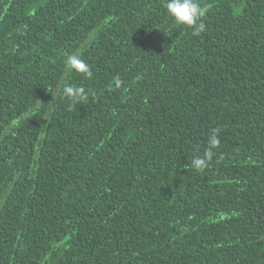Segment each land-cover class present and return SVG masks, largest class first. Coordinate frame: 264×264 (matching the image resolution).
<instances>
[{
  "label": "trees",
  "instance_id": "1",
  "mask_svg": "<svg viewBox=\"0 0 264 264\" xmlns=\"http://www.w3.org/2000/svg\"><path fill=\"white\" fill-rule=\"evenodd\" d=\"M200 3L196 36L166 0H0V264H264V0Z\"/></svg>",
  "mask_w": 264,
  "mask_h": 264
},
{
  "label": "clouds",
  "instance_id": "2",
  "mask_svg": "<svg viewBox=\"0 0 264 264\" xmlns=\"http://www.w3.org/2000/svg\"><path fill=\"white\" fill-rule=\"evenodd\" d=\"M165 7L167 14L174 22L192 29L193 35L199 36L205 31L206 24L203 22V19L210 6L202 5L200 0H166ZM64 63L70 72H76L89 79L93 76L90 66L79 55L67 56ZM63 95L73 105L82 103L88 99V93L84 87L65 86L63 88ZM213 131L214 135L209 139L208 148L204 152V155L196 157L191 161V167L198 173L206 171L215 156L214 150L220 145L218 138L219 129Z\"/></svg>",
  "mask_w": 264,
  "mask_h": 264
}]
</instances>
